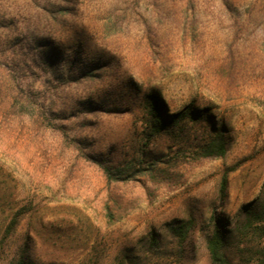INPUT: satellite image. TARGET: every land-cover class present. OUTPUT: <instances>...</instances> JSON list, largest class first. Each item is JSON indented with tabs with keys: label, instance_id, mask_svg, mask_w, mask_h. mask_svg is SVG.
Instances as JSON below:
<instances>
[{
	"label": "rangeland",
	"instance_id": "1",
	"mask_svg": "<svg viewBox=\"0 0 264 264\" xmlns=\"http://www.w3.org/2000/svg\"><path fill=\"white\" fill-rule=\"evenodd\" d=\"M149 94L207 120L152 134ZM210 124L222 158L196 155ZM263 186L264 0H0V264L25 247L34 264H211L213 219L232 226Z\"/></svg>",
	"mask_w": 264,
	"mask_h": 264
},
{
	"label": "trees",
	"instance_id": "2",
	"mask_svg": "<svg viewBox=\"0 0 264 264\" xmlns=\"http://www.w3.org/2000/svg\"><path fill=\"white\" fill-rule=\"evenodd\" d=\"M88 73V69L85 68L81 71V74L84 75ZM15 87L17 88V84L15 85L14 80H12V88ZM13 102L15 103V101ZM146 103L151 120L152 134L159 133L169 123L178 124L185 118L193 119L194 121H198L203 117L206 119L205 114H196L190 108L172 115L165 114L162 111L163 101L155 95L149 94ZM225 132L222 126L210 124L209 129L197 145L196 155L200 158H222L226 153L228 144ZM96 164L108 181L128 180L135 174L132 173L133 166L130 162L123 166H110L102 161H96ZM229 171V169L225 170L220 178L218 189L220 201L226 196ZM14 224L15 219L11 221L10 226ZM168 228L173 236L183 240L191 228V221L180 222L178 225H169ZM231 243L236 246V252L241 254L238 255L237 261L229 256L228 247ZM253 243H255L254 246L252 245ZM205 248L211 264H264V186L255 200L241 208L232 226L228 223V220L213 219V229L206 237ZM243 253H247L249 257L247 259L242 258ZM11 264L34 263L31 261L25 247Z\"/></svg>",
	"mask_w": 264,
	"mask_h": 264
}]
</instances>
